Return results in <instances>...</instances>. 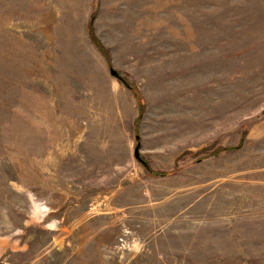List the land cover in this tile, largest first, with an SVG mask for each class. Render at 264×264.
Wrapping results in <instances>:
<instances>
[{"label": "rangeland", "instance_id": "rangeland-1", "mask_svg": "<svg viewBox=\"0 0 264 264\" xmlns=\"http://www.w3.org/2000/svg\"><path fill=\"white\" fill-rule=\"evenodd\" d=\"M0 264H264V0H0Z\"/></svg>", "mask_w": 264, "mask_h": 264}, {"label": "trees", "instance_id": "trees-1", "mask_svg": "<svg viewBox=\"0 0 264 264\" xmlns=\"http://www.w3.org/2000/svg\"><path fill=\"white\" fill-rule=\"evenodd\" d=\"M87 33L88 36L92 42V44L97 48V50L102 54V55H106V50L104 49V47L101 45V43L98 41V39L96 38L95 34H94V29H93V24H92V20L89 21L88 26H87ZM106 57V56H105ZM236 150L235 148H229V149H224L225 152H231ZM160 176H165V174H158Z\"/></svg>", "mask_w": 264, "mask_h": 264}, {"label": "water", "instance_id": "water-1", "mask_svg": "<svg viewBox=\"0 0 264 264\" xmlns=\"http://www.w3.org/2000/svg\"><path fill=\"white\" fill-rule=\"evenodd\" d=\"M111 74L113 77L119 78V75L115 71H112ZM136 158H138V156H136Z\"/></svg>", "mask_w": 264, "mask_h": 264}]
</instances>
